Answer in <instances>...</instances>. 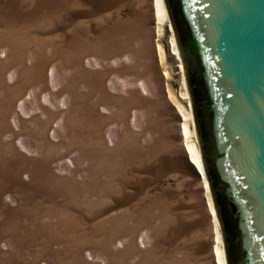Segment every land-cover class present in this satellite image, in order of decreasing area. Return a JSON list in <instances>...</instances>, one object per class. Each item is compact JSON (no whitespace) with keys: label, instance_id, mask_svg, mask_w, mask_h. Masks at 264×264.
Returning <instances> with one entry per match:
<instances>
[{"label":"rangeland","instance_id":"rangeland-1","mask_svg":"<svg viewBox=\"0 0 264 264\" xmlns=\"http://www.w3.org/2000/svg\"><path fill=\"white\" fill-rule=\"evenodd\" d=\"M168 14L0 0V264H221Z\"/></svg>","mask_w":264,"mask_h":264},{"label":"water","instance_id":"water-1","mask_svg":"<svg viewBox=\"0 0 264 264\" xmlns=\"http://www.w3.org/2000/svg\"><path fill=\"white\" fill-rule=\"evenodd\" d=\"M228 264H264V0H164Z\"/></svg>","mask_w":264,"mask_h":264},{"label":"bare ground","instance_id":"bare-ground-1","mask_svg":"<svg viewBox=\"0 0 264 264\" xmlns=\"http://www.w3.org/2000/svg\"><path fill=\"white\" fill-rule=\"evenodd\" d=\"M155 4H156V11H157V16L158 18L160 19V17L163 18L164 16V20H165V17H167L166 15V12L168 11L167 10V6H166V3L164 0H155ZM169 15V14H168ZM157 19V20H159ZM161 20V19H160ZM163 21V20H162ZM169 21V20H168ZM160 23V22H159ZM170 26V25H169ZM172 42H175V40L172 38ZM177 44H175L174 46V53L177 55V57H182L181 53L179 52V49H178V46H176ZM160 46V45H159ZM75 47V46H74ZM159 48V47H158ZM162 49V48H161ZM184 61V60H183ZM182 61V62H183ZM183 66H181L182 68ZM184 67H185V64H184ZM185 74H186V67H185ZM184 74V75H185ZM183 84H184V87H185V91H184V94L188 95V93H190L191 89H190V86L188 85L189 82H187V77H185V79L183 80ZM41 91V88L40 87H37V89L34 90V94L37 96L38 93ZM170 91V90H169ZM58 92H56L55 94L53 93V95L55 96ZM34 95V97H36ZM186 97V96H185ZM192 97V96H191ZM174 98V97H173ZM172 98V99H173ZM190 98V97H189ZM192 102H193V98H191ZM179 103V102H178ZM179 106H181L180 104H178ZM193 105V104H192ZM191 103H190V107L192 106ZM193 108H194V105H193ZM195 110V108H194ZM193 113V111H192ZM187 116V113L185 114ZM189 117L186 118L187 120H190L192 125H197L196 123V119H195V113L191 115V113H189L188 115ZM188 122V121H187ZM195 123V124H194ZM189 125V124H188ZM187 123H184L183 125V129H184V133L185 134H189L188 133V130H187ZM190 126V125H189ZM194 127V126H193ZM195 129V128H194ZM192 135V134H191ZM194 138L193 140H189L186 142V146H187V151L189 153V157L192 161V163L196 166V168L198 169L199 173L201 174V176L203 177L204 179V183H209L208 181V175H207V172L205 170V165H204V155H203V150L201 148V142H200V136H199V131H198V128L196 130V135L195 133L193 132V135H192ZM186 137V136H185ZM187 140V139H186ZM199 142V144H198ZM210 186V184H209ZM211 189V188H210ZM208 191V190H207ZM211 191V190H210ZM211 197V196H210ZM213 197V196H212ZM212 197L210 198L209 200V203L211 202V208H212V211H213V216H214V219H215V224H216V229H220L221 227V224L219 222V219H218V215L216 214V211H215V208H214V205H213V199ZM219 236V231H218V235ZM221 237V236H220ZM219 237V243L221 244L222 241H221V238ZM221 249V248H220ZM217 247V250L219 251V261H221V264H228V262L225 263V261H227V259L225 260V253L223 255V251ZM216 250V251H217Z\"/></svg>","mask_w":264,"mask_h":264}]
</instances>
